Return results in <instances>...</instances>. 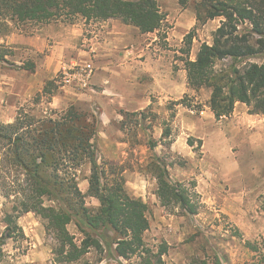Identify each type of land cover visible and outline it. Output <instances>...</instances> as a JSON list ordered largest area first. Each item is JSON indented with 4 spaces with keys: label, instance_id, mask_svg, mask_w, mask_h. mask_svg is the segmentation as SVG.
<instances>
[{
    "label": "rangeland",
    "instance_id": "obj_1",
    "mask_svg": "<svg viewBox=\"0 0 264 264\" xmlns=\"http://www.w3.org/2000/svg\"><path fill=\"white\" fill-rule=\"evenodd\" d=\"M157 2L165 19L160 30L151 34H141L119 20L98 22L75 18L46 24L58 27L51 42L59 41L64 35L71 37L72 46L88 51L84 55L68 52L62 59L88 60L89 57L96 70L105 72L109 61L130 66L128 77L133 85L122 90L130 92L134 86L136 106L129 104V95L119 98L104 93L105 87L95 88V92H69L54 83V88H48L53 89L51 94L59 103L52 108L50 103L55 99L49 93L44 94V88L53 82L46 75L50 51L40 53L31 47L10 43L12 37L16 40L34 37L45 25L20 24L13 26L12 32L0 41L10 52L9 63L0 64V121L12 123L22 111H32L37 116L60 114L71 105L98 117V162L105 168L109 165L119 168L128 195L148 206L149 228L143 236L145 249L141 254L126 260L110 254L108 244L114 235L109 230L99 233L104 253L98 255L92 250L83 261L90 264H264V116L250 114L246 105L237 103L231 116L220 120L214 117L208 106L210 90H191L184 64L195 60L202 43L212 44V34L221 19L197 26L194 0L185 8L178 0ZM103 26L121 32L126 28L135 42L115 53L104 51ZM74 28H79L81 34L76 35ZM191 32L193 41L189 48L185 37ZM91 39L93 42L84 41ZM92 45L98 50L90 53ZM251 62L264 64V56ZM22 75L32 84L31 92L25 95L21 91L27 81H21ZM58 78L59 72L54 80ZM124 100L126 104H122ZM104 110L109 111V119L103 116ZM166 129L170 137L163 139ZM152 143L156 144L153 149ZM155 166L166 172L171 183H183L189 190L198 205L196 215L189 216L179 208L161 205L156 196ZM88 175L86 166L78 177L83 193L88 189L85 179ZM8 202L0 186V237L5 230L3 217L9 210ZM86 205L97 208L99 204L88 198ZM18 225L23 237L7 241L0 264H55V243L41 219L34 213L24 214L18 219ZM68 231L79 245L83 235L74 223L68 226Z\"/></svg>",
    "mask_w": 264,
    "mask_h": 264
},
{
    "label": "trees",
    "instance_id": "obj_2",
    "mask_svg": "<svg viewBox=\"0 0 264 264\" xmlns=\"http://www.w3.org/2000/svg\"><path fill=\"white\" fill-rule=\"evenodd\" d=\"M191 1L178 4L185 8ZM194 11L197 26L221 22L212 44L202 43L195 60L185 62L188 87L195 92L210 90L208 106L217 120L231 116L237 103L246 105L250 114L264 116V64L251 62L264 56V0H194ZM75 18L119 20L141 34L160 30L165 19L157 0H0V41L13 26ZM192 41L191 32L185 37L189 48ZM9 55L0 42V64H8ZM53 85L49 82L44 94H51L48 86ZM98 129V117L74 105L60 114L22 111L12 123L0 121V186L9 200L0 263L7 241L23 237L18 219L28 213L38 216L52 236L55 264H90L83 258L92 250L104 253L99 233L109 230L114 235L108 244L110 254L126 260L145 249L148 206L128 195L117 166L99 164ZM169 137L166 129L162 138ZM86 166L88 189L83 193L78 177ZM154 170L161 205L196 215L198 205L183 183H171L161 167ZM88 198L95 199L98 207H88ZM72 223L83 235L79 245L68 231Z\"/></svg>",
    "mask_w": 264,
    "mask_h": 264
},
{
    "label": "crops",
    "instance_id": "obj_3",
    "mask_svg": "<svg viewBox=\"0 0 264 264\" xmlns=\"http://www.w3.org/2000/svg\"><path fill=\"white\" fill-rule=\"evenodd\" d=\"M216 21V20H215ZM63 30H67L63 26H60ZM58 27L56 25H45L40 29V33L35 35L32 38H10V43L18 45V46H27L35 49L38 52H43L45 50L50 51V63L47 66V71L48 73L46 74L47 77L50 79H53L54 83H58V81L54 80L56 78L57 73L60 71V68L62 64L65 61H69L73 58L65 59L62 57L64 54H67L68 52H73L74 55L77 53L79 55H84L88 54V51H83L82 49L78 48V46L74 47L72 46L73 40H70L71 37L64 36L62 35V38L59 41H53L51 42V37L54 36L56 30ZM61 29V30H62ZM104 31H102V36H103V41H101V46L104 51H111V53H115V51L119 50L122 46H129L132 45L135 42V37L132 36L130 33H127V29L123 28L124 30L121 32L115 28H110L108 26H103ZM74 32H76V35H80L81 32L79 28H74ZM73 39V38H72ZM86 43L87 41L93 42V39L91 40H84ZM50 43H53L52 46H50ZM87 45V44H86ZM93 46V45H92ZM73 49L70 51L69 49ZM95 47L93 46L90 48V53L94 52ZM99 55V54H98ZM116 55V54H115ZM89 59V57H88ZM90 60V59H89ZM109 65L106 69L107 72L102 71L100 69H95V74L92 78V86L91 89L88 91H93L95 92V88L99 89L101 87H105L104 93H108L110 95L114 94L119 98H123L127 95L130 96V103L131 105H135L138 103V98L136 96V93L134 91V86H131L132 88L130 89V92H127L125 90H122V88L128 86V85H133L132 82H130V78L128 77V72L130 71V66L129 68L125 65H117L114 61H109ZM117 67H120L118 69ZM118 69V70H117ZM112 73L110 74L109 73ZM26 75H22V80L21 81H27ZM24 81V83H25ZM63 88V87H62ZM130 88V87H129ZM32 89V84L30 81H27L26 85L24 84L23 90L21 93L28 94L31 92ZM65 91L73 92L74 90L69 89V88H63ZM26 90V93H25ZM71 90V91H70ZM121 90V91H120ZM86 91V92H88ZM52 95V94H51ZM53 100L56 98L55 95H52ZM59 103V100H54L52 103H50L52 108H56ZM126 104L125 100L122 101V104ZM104 117L109 119L110 113L108 110H104Z\"/></svg>",
    "mask_w": 264,
    "mask_h": 264
},
{
    "label": "built area",
    "instance_id": "obj_4",
    "mask_svg": "<svg viewBox=\"0 0 264 264\" xmlns=\"http://www.w3.org/2000/svg\"><path fill=\"white\" fill-rule=\"evenodd\" d=\"M94 74L95 67L92 60L71 59L62 64L58 83L63 88L86 92L91 89Z\"/></svg>",
    "mask_w": 264,
    "mask_h": 264
}]
</instances>
